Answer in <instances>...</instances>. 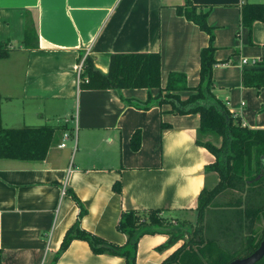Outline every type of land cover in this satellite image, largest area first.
Listing matches in <instances>:
<instances>
[{
    "label": "crops",
    "instance_id": "obj_1",
    "mask_svg": "<svg viewBox=\"0 0 264 264\" xmlns=\"http://www.w3.org/2000/svg\"><path fill=\"white\" fill-rule=\"evenodd\" d=\"M190 1L209 10L214 29L213 94L243 127L264 130V88L244 87L243 71L253 67L241 66L242 59L258 65L264 60V23L242 25L243 7L264 0ZM184 5L185 0H0V45L8 54L0 58L2 125L57 129L44 161L0 160V264H52L79 220L85 231L120 247L128 242L117 229L123 212L163 210L176 221L197 223L198 198L215 157L196 143L200 116L175 114L158 99L171 74L185 75L192 89L200 82V54L210 38L178 13ZM34 21L38 40L28 44V22ZM154 53L161 55L160 89L78 84V67L87 58L108 74L112 55ZM190 93L180 95L186 99ZM66 132L71 138L60 148ZM136 133L138 151L131 146ZM73 195L86 211L82 217ZM168 240L166 234L142 237L136 264H162L180 246L164 248ZM56 264L126 260L94 254L87 242L74 240Z\"/></svg>",
    "mask_w": 264,
    "mask_h": 264
},
{
    "label": "trees",
    "instance_id": "obj_2",
    "mask_svg": "<svg viewBox=\"0 0 264 264\" xmlns=\"http://www.w3.org/2000/svg\"><path fill=\"white\" fill-rule=\"evenodd\" d=\"M177 10L180 15L185 16L188 21L193 22L202 32L206 33L210 41L209 46L204 48L200 54L199 85L192 89L188 87L185 75L171 74L164 90L166 95L160 103L170 105L172 112L178 115L198 114L200 127L196 143L206 148L215 157V162L206 171L217 173L220 182L212 190H208L206 186L201 191L196 209L197 226L202 225L206 212L225 190L243 192L248 185L249 189L254 188V190L250 189L253 190L250 192L254 193V196L250 194L247 196L246 209L243 213L248 219L246 228L250 233L246 237V248H243L246 253L244 257H247L258 249L264 239V228L260 238L257 237L258 230L255 228L256 222L261 220V214H264L262 183L264 181V130L243 127L240 121L233 118L226 105L213 94L216 49L213 46L214 29L208 24L209 10L193 5L190 0H185V5L178 7ZM259 21L264 23V4L245 5L242 9V25L251 28L255 22ZM37 40L36 22L34 21L32 25L28 22L26 42L32 44L31 41L35 43ZM7 55L3 46L0 45V58H6ZM242 82L246 88H264V60L253 68L245 69ZM79 86L81 89L93 90L160 89L161 55L156 53L112 55L108 74H103L96 69L93 61L87 58ZM188 91L191 92L189 97L183 99L181 92ZM160 97L162 98V95ZM1 104L0 96V160L44 161L55 139L57 129L48 126L5 128L2 125ZM206 138H214L220 145L218 146L211 140L205 141ZM131 146L134 151L140 149L139 133L133 136ZM254 164H256V170L252 175ZM114 189L121 193L120 183H117ZM73 198L81 206L79 215L82 217L86 211L75 195ZM240 204L242 205V200ZM162 214H164L163 210L123 212L117 229L128 237V242L124 247L109 243L85 231L81 228L79 220L68 230L52 264H56L74 240L87 242L94 254L119 256L125 258L126 264H136L138 243L145 235L166 234L170 236L164 248H171L183 238L174 230L164 229L168 223L167 217H163ZM201 233L203 229L196 232V235L200 236L195 246L183 245L162 264H229L241 258L238 252L224 249L219 245L218 239H208L205 242ZM257 264H264V258Z\"/></svg>",
    "mask_w": 264,
    "mask_h": 264
},
{
    "label": "rangeland",
    "instance_id": "obj_3",
    "mask_svg": "<svg viewBox=\"0 0 264 264\" xmlns=\"http://www.w3.org/2000/svg\"><path fill=\"white\" fill-rule=\"evenodd\" d=\"M160 95H162V98L161 97L159 98ZM160 95L158 96V99L159 101H162L166 93L163 94L161 92ZM208 140L217 143L214 138L205 139V141ZM217 145L219 146L220 143H217ZM253 166L255 168L252 172V175L256 170V164H254ZM210 173H213L214 176L211 175V178L207 185L208 190H212L213 188L218 186L220 182V178L217 173L215 172H210ZM262 183L264 186V181ZM248 187L249 185L246 187V189L243 192L232 191L228 189L225 190L222 194H220L213 202L210 209L206 212L203 223L200 226H197V224L195 225L191 224L188 221L187 222L176 221L175 219L171 217H167L164 214H162L163 217H167V223H168V226L164 229L167 231L174 230L175 232H178L177 234L180 237H183L181 241L177 242V244L179 243L180 245L178 248L182 247L185 244L186 246H191V245L195 246L197 241H199V236H200V235H196V232L201 231L203 229V233H201V236L203 237V240L205 242H207L208 239H212V240L218 239L219 240L218 244L224 247V249L238 252V256L244 258L246 253H244L243 248H246V240H247L246 237H248L250 233L246 228V224H247L246 222L248 221V219L246 218L245 215H243L245 209L243 204L242 205L240 204V201L242 200V198L247 197L249 194L253 195V193L250 191H253L254 188L252 187L250 189L253 190H250ZM263 227H264V217L260 222L258 223L256 222V226H255L256 230L260 229L258 235L259 238ZM191 242L192 244H190Z\"/></svg>",
    "mask_w": 264,
    "mask_h": 264
},
{
    "label": "water",
    "instance_id": "obj_4",
    "mask_svg": "<svg viewBox=\"0 0 264 264\" xmlns=\"http://www.w3.org/2000/svg\"><path fill=\"white\" fill-rule=\"evenodd\" d=\"M264 258V239L260 243L257 250H255L251 255L238 258L230 262L229 264H257Z\"/></svg>",
    "mask_w": 264,
    "mask_h": 264
},
{
    "label": "built area",
    "instance_id": "obj_5",
    "mask_svg": "<svg viewBox=\"0 0 264 264\" xmlns=\"http://www.w3.org/2000/svg\"><path fill=\"white\" fill-rule=\"evenodd\" d=\"M258 65V62L257 61H252V62H249L247 59H242L241 60V66L242 67H255ZM78 84L80 85L81 83V75L83 74L84 72V64H81L79 67H78ZM71 136L69 133H64V136H63V143H61V145L59 146L60 148H66L67 144L66 142L68 140H70ZM74 142H75V146H74V150H76V146H77V139L76 137H74Z\"/></svg>",
    "mask_w": 264,
    "mask_h": 264
}]
</instances>
